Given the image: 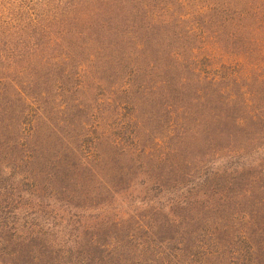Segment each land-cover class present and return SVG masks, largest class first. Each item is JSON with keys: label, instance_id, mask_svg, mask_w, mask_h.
<instances>
[{"label": "rangeland", "instance_id": "374dc122", "mask_svg": "<svg viewBox=\"0 0 264 264\" xmlns=\"http://www.w3.org/2000/svg\"><path fill=\"white\" fill-rule=\"evenodd\" d=\"M204 3L5 68L0 264H264V13L184 9Z\"/></svg>", "mask_w": 264, "mask_h": 264}, {"label": "trees", "instance_id": "16d2710c", "mask_svg": "<svg viewBox=\"0 0 264 264\" xmlns=\"http://www.w3.org/2000/svg\"><path fill=\"white\" fill-rule=\"evenodd\" d=\"M27 1L19 0V4H16L9 0H1V16L12 15L13 9L14 12L19 11L20 27L17 30L0 31V41L3 44L0 48V75H5L8 72L5 68H10V65L12 67L19 63H30L36 53H41L43 56L51 49L56 38L55 34L62 29L68 34L76 29L94 27L106 29L115 24L114 20L118 18V12L122 14V17L126 16V13L130 15L134 12H140V15L144 16L145 14L153 16L154 13L159 16V11L163 10L162 7L170 6L169 10L177 12V8L182 9L187 5L188 0H176L178 6L173 4L175 0H56V9L61 4L62 10V15L57 13L58 16L45 12L44 6L40 8L38 5L36 8H31L25 5ZM30 1L32 2V0ZM40 1L44 5L45 2H48L49 8L50 5L56 4L53 0ZM263 2L264 0H205L202 7L197 8L189 5L184 9L191 10L193 15L204 14L208 11L215 17L227 19L229 14L234 13L238 18H242L244 15H257L261 12L260 16H263L264 7L261 5ZM9 16H6V20L12 21ZM50 17H56L57 21L49 20ZM262 18L264 19V16ZM150 19L148 23L150 26L170 22L167 19L154 22V17ZM1 50L7 54L1 55ZM1 69L4 70L1 71Z\"/></svg>", "mask_w": 264, "mask_h": 264}]
</instances>
